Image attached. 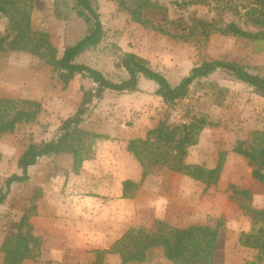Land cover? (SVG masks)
I'll use <instances>...</instances> for the list:
<instances>
[{
  "label": "rangeland",
  "instance_id": "374dc122",
  "mask_svg": "<svg viewBox=\"0 0 264 264\" xmlns=\"http://www.w3.org/2000/svg\"><path fill=\"white\" fill-rule=\"evenodd\" d=\"M93 1L104 37L78 57L77 63L102 72L113 82L128 79L119 67L125 53L147 60L172 86L194 67L215 60L236 61L264 76V51H258L253 43L219 33L208 40L196 34L183 41L134 22L116 0ZM150 1L162 9L148 14L149 19L156 27L176 33L189 31L193 19L216 21L221 27L234 22L250 32L259 30L245 15L255 0H211L209 6L188 7L177 5L185 0ZM74 5L73 0H35L29 35L47 34L61 56L66 47L87 34L88 25ZM235 9L240 14H235ZM174 21L178 23L172 24ZM16 34L9 28L8 18L0 15V36L7 38V51L0 52V99L20 107L33 101L41 109L34 122L0 136V188L6 178L20 174L18 160L27 147L56 138L63 122L78 111L85 91L95 87L91 79L81 75L65 86L59 72L38 57L11 50ZM139 77L138 91H107L91 105L82 126L94 136L82 146L86 159L78 172L73 154L53 155L29 169L28 182L13 185L0 207V247L17 235L28 216V228L39 245L35 248L37 257L23 264H94L97 252L108 249L130 228L152 231L157 222L176 228H214L220 224L224 250L219 264H247L260 257V250L242 246L240 237L251 232L254 223L242 205L264 211V185L253 178L251 162L234 150L254 144L258 134H264V98L218 71L197 80L186 98L167 106L155 95L157 85ZM166 119L170 125L195 127L194 144L188 148L185 162L206 168L219 166L218 185L205 188L183 174L156 167L131 197L123 198L124 181L141 184L142 180V169L128 152L130 140L145 138L146 132ZM201 120L206 123L202 125ZM231 187L244 195L235 196ZM255 227H264V221ZM28 228L25 226L24 232ZM155 255L145 264H172L161 251ZM4 257L0 250V264ZM103 262L122 264L116 254H105Z\"/></svg>",
  "mask_w": 264,
  "mask_h": 264
},
{
  "label": "trees",
  "instance_id": "16d2710c",
  "mask_svg": "<svg viewBox=\"0 0 264 264\" xmlns=\"http://www.w3.org/2000/svg\"><path fill=\"white\" fill-rule=\"evenodd\" d=\"M35 0H0V15L9 20V28L16 32V36L10 42L9 48L14 51H26L38 57L40 60L59 72V78L65 86L76 75L89 78L95 84L91 90L85 91L82 102L74 116L66 119L58 130L56 138L40 144H30L18 160L20 174L6 178L0 188V207L7 201L14 184L29 181V169L35 166L40 159L59 154H73L75 157V171L81 167L86 159L82 152V146L87 138L94 136L83 129L85 119L91 113V105L95 100H101L107 91L117 93H132L139 90V76L157 85L155 95L159 96L165 105L173 106L186 98L190 87L197 80L207 78L210 75L222 71L235 80L253 88L254 92L264 98V76L252 73L248 67L236 61L215 60L204 62L194 67L189 75L184 76L175 86H172L163 74L150 68L148 61L133 53H125L119 63L127 74L128 79L121 82H113L106 76L84 64L77 63L78 57L90 48L99 45L104 37L103 24L100 14L93 0H73L77 15L83 18L88 25L87 34L76 44L64 49L61 56L58 50L51 44L45 33H31V14ZM119 6L127 11L132 20L144 26H152L169 37L188 41L198 34L208 40L213 33L223 36L236 37L253 43L258 51H264V0H255L247 8L245 15L249 23L257 27V32L247 31L236 23L231 22L225 26H219L216 21L207 22L193 19L189 31L183 34L156 27L149 19L148 14L162 9L157 3L150 0H116ZM211 0H185L180 7L192 5H211ZM240 14L238 9L233 10ZM178 23L177 21L172 24ZM36 36V38H35ZM7 38L0 36V52H6L4 46ZM27 105V106H26ZM41 105L37 102L27 101L25 107H20L14 101L0 99V136L14 133L22 124L32 123L40 113ZM205 124L206 121L201 120ZM194 126L170 125L168 120H162L155 128L146 132L145 138H135L128 144V152L138 161L142 169L141 184L131 180L123 182V198L132 196L146 179L151 175L152 169L165 168L195 181L203 183L209 188L218 185L221 179V168H206L200 165L188 164L185 159L188 148L194 144ZM235 153L248 159L254 166L252 176L264 185V134L259 133L254 144L244 148L237 147ZM235 196L244 195L231 187ZM247 194H245L246 196ZM253 217V228L249 233H242L240 243L244 247L259 249L264 256V227L257 229L255 226L264 221V211L255 210L242 205ZM28 216L22 220L18 233L13 238L7 239L0 250L5 254L3 264H23L26 260L37 257L35 248L39 240L28 228ZM25 226L28 228L24 232ZM221 225L212 228L210 226H190L176 228L164 222H157L155 229L150 231L144 227L130 228L123 236L111 246L98 251V260L94 264H104L105 254H116L121 258L122 264H145L152 261L156 251H161L164 258L172 264H219L223 257V241ZM258 257L256 261L247 264H263L264 257ZM222 264V263H221Z\"/></svg>",
  "mask_w": 264,
  "mask_h": 264
}]
</instances>
